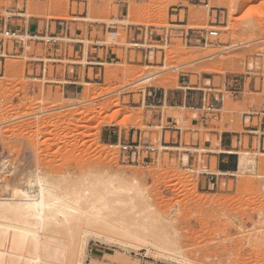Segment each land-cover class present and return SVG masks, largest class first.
Masks as SVG:
<instances>
[{
	"label": "rangeland",
	"instance_id": "rangeland-1",
	"mask_svg": "<svg viewBox=\"0 0 264 264\" xmlns=\"http://www.w3.org/2000/svg\"><path fill=\"white\" fill-rule=\"evenodd\" d=\"M84 2L0 0V18L19 9L24 16L13 19L26 17L29 23L44 19L59 25L78 20L74 17L85 11ZM209 2L206 7L199 0H128L129 21L157 28L154 33L159 40L168 35L167 44H156L163 50L158 53L159 65L126 61L108 65L101 83L86 84L85 92L75 99L65 98L59 86L29 78L27 54L18 56L13 52L14 41L9 42L10 52L0 75V199L20 198L16 190L29 189V182L41 176L55 180L60 193H68V202L80 208L70 214L68 223L42 230L52 237L41 249L48 264H264L263 151L243 148L239 169L219 173L214 189H200L199 173L205 169L191 172L181 163L182 157L187 163L185 147L191 143V135L183 137L181 148H164L155 109L143 102L154 86L181 96L182 83L220 87L234 76L240 78L241 86L246 81L257 92L264 89V0ZM86 17L87 21L95 18L92 14ZM212 26L219 35L209 37L207 43L181 37L182 31L206 37ZM123 35V31L108 34L107 42L126 43ZM53 71L51 67V75ZM226 89L229 92L215 112L183 105L167 109L165 117L171 115L187 128L191 121L185 123L186 118L204 114L212 124L243 132L241 114L249 116L251 106L264 104V93L247 89L241 102L231 85ZM200 99L196 108H203L202 92ZM218 114L223 116L221 121ZM246 124L250 125L249 117ZM104 128L119 135L121 141H104ZM134 131L160 149L148 166L128 162L120 149L119 143L130 142ZM252 135L259 142L264 129ZM248 141L246 138V146ZM170 145L180 147L179 143ZM202 149H206L204 145L199 152ZM107 185H112L109 189H129L108 196L109 209L106 199L100 201ZM75 196L85 200L77 201ZM114 196L115 202L111 201ZM104 202L106 208L101 205ZM22 223L21 215L0 208V252L5 251L0 253V264H23L24 256L31 255L33 242L23 230L33 227ZM13 234L16 238L11 243Z\"/></svg>",
	"mask_w": 264,
	"mask_h": 264
},
{
	"label": "crops",
	"instance_id": "crops-1",
	"mask_svg": "<svg viewBox=\"0 0 264 264\" xmlns=\"http://www.w3.org/2000/svg\"><path fill=\"white\" fill-rule=\"evenodd\" d=\"M84 4L86 5L85 11L83 13L78 11L77 16L75 15L74 17L78 20L66 21V24L59 22V25H54L44 19L32 20L29 23V19L26 17L13 19L14 16H24L25 13L19 11V9H16V13H9L11 18H0V28L8 25L20 28L22 31L31 29L61 38L59 44H47L29 39L14 42L13 52L19 53L18 56L20 57L24 54L28 56L26 74H29V77L31 74L38 75L40 73L41 63L39 59L57 57V59H60L59 63H48L50 83L54 84V87H61L65 98L75 99L85 92L86 84L96 85L101 83L100 80L105 76L108 65H115L125 61L134 62L138 65L148 63L147 66L154 67L159 65L158 53L163 52V50L148 49L144 46H155L160 41H163V37L160 40L156 37L157 35L155 34L157 33H154V31L158 30L157 28L138 25L128 20V0H85ZM89 14L94 15L95 18L87 21L86 15ZM42 22H44L43 26H41ZM61 24L63 25L60 26ZM120 31L124 32L123 39L126 43L107 42L108 34H119ZM181 37L195 43L202 42L205 38L203 35L193 34V31H182ZM136 44L143 49L136 47ZM7 51L10 52V50ZM149 51L152 52L151 56H147ZM152 59L154 60L153 64H151ZM2 63L4 69V62L2 61ZM59 66L63 67L60 71L58 70ZM51 67H54L52 75ZM182 84L184 85V83ZM182 84L180 88L184 92L181 96H176L175 92L162 91L161 88L154 86L143 96V102L147 103V107L155 109V121L159 123L163 130L160 141L164 147L181 148L183 146V137L186 134L191 135V143L186 144L185 147V153L188 156L187 163L182 157V166L183 168L186 166L195 167L196 169L204 168L205 170L199 173V188L214 189L219 180V173H233L239 169L241 162L240 152L243 148L253 153L257 150L264 153V137H261L259 142H257L256 137L252 135L264 129V104L249 106L252 109L249 111L252 113L249 116L241 114L245 123L243 132L223 129L220 125L212 124L213 120H210L204 114L191 119L190 117L186 118L185 123L190 120L191 124L187 128H182L173 116L168 115L165 117L166 110L169 108H181L183 105L189 109H202L195 106L197 101L201 100V91L195 88H202L206 83L200 86L190 85L189 83V88ZM254 88L253 85H247L245 81L242 86L240 85L241 90L238 92L236 99L242 102L246 97L247 89L253 94L263 95L264 89L257 92ZM216 90L220 95L222 93L223 97L229 92L224 83L220 87H216ZM248 117L250 118V125L246 124ZM217 118V120L221 121L223 118L222 114H218ZM164 121L167 124H164ZM168 133L170 134L169 140L167 139ZM137 135L139 137L141 133L134 131L130 135V141L136 140ZM206 136H209V138L205 139L204 144H202L203 138ZM101 137L107 142L118 143L121 141L119 135L107 128L102 130ZM214 138L217 140L216 144L213 142ZM246 138L249 140L247 146ZM177 143L180 144V147L178 145H170ZM202 145L206 149H202L199 152ZM204 154H206V158ZM211 169L215 170L212 171ZM10 252L14 253L13 250Z\"/></svg>",
	"mask_w": 264,
	"mask_h": 264
},
{
	"label": "bare ground",
	"instance_id": "bare-ground-1",
	"mask_svg": "<svg viewBox=\"0 0 264 264\" xmlns=\"http://www.w3.org/2000/svg\"><path fill=\"white\" fill-rule=\"evenodd\" d=\"M235 1V0H234ZM249 0H245V3H248ZM136 9V8H135ZM242 162V159H241ZM243 164V163H242ZM37 175V174H36ZM47 177V176H46ZM31 180V179H30ZM55 181V180H54ZM54 181H51L48 178H43L41 176H37V178L32 179L29 183V189H17L16 190V195H19L20 198H12V197H8V198H3L0 199V208L4 211H8L11 212L15 215H21V218L23 219V223L25 225H29L32 226L33 229L32 230H23L27 233H29L30 235V239L33 242V249H32V253L31 255L27 254L24 256L23 258V264H48V262L44 259L43 255H42V246L43 244L47 243L48 241L52 240L51 236L50 238L48 236H45L42 232V230L52 224H65L66 222L68 223L70 220L71 215L74 213L73 211H75V209H77L76 207L78 206L76 203V206H73L72 204H70L69 202V197H68V193L61 194L59 191V186L56 185L54 183ZM102 183V182H101ZM95 184V183H94ZM103 184V183H102ZM104 185V184H103ZM108 190L106 191V195L101 196L98 200L102 201L105 200L106 203H109L108 200V196L111 198L112 194H123L122 192L124 191H129V189H124L123 187L120 188H112L109 189V187L111 188V186L107 185ZM100 188V187H99ZM105 188V185L104 187ZM106 188V189H107ZM127 188V187H126ZM105 189V190H106ZM94 190V189H93ZM96 191V190H95ZM93 191V192H95ZM100 191V190H99ZM126 191V192H127ZM98 192V190H97ZM96 192V193H97ZM105 192V191H104ZM103 192V193H104ZM95 194V193H94ZM100 194V193H99ZM81 195V194H80ZM86 195V194H85ZM73 196V195H72ZM84 196V195H83ZM83 196H81V198H83ZM94 197V195H92ZM96 198L94 197V201L97 200L98 197V193L97 195L95 194ZM107 196V197H106ZM77 196H75L74 198H76ZM86 199L88 198L87 196H84ZM104 197V199H103ZM80 196L79 198L77 197V201H79V199H81ZM109 198V199H110ZM115 196L114 199H111V201L115 202ZM119 199V197H117ZM84 199V198H83ZM89 199V198H88ZM85 200V199H84ZM69 201V202H68ZM91 201V200H90ZM116 201H121V200H117ZM74 201H71V203H73ZM103 202V201H102ZM74 203V205H75ZM92 203V202H91ZM97 203V202H96ZM110 206V204H108ZM93 205V203H92ZM101 205L105 206V202L104 204L102 203ZM95 208L98 207L97 205L94 206ZM93 207V208H94ZM107 206H105L106 208ZM107 207V209L111 208ZM94 208V209H95ZM92 209V208H90ZM98 209H100V207H98ZM77 210H80V208L78 207ZM76 210V211H77ZM101 210V209H100ZM100 210L97 211V208L95 209V211L97 212H101ZM97 212H94V216H98V214H96ZM72 213V214H71ZM89 213V212H88ZM92 213V212H91ZM108 213V212H107ZM110 213V212H109ZM122 213V212H121ZM125 213V212H124ZM123 213V214H124ZM71 214V215H70ZM111 214V213H110ZM113 214V213H112ZM74 215V214H73ZM92 215V214H91ZM92 215V216H93ZM105 215V214H103ZM106 216V215H105ZM111 216V215H110ZM123 216V215H122ZM126 216V215H125ZM72 218V217H71ZM80 218V217H79ZM103 218V216H102ZM106 218H108L106 216ZM104 219V218H103ZM101 219V220H103ZM128 219V218H127ZM126 219V220H127ZM73 220V219H71ZM104 221V220H103ZM132 222V219L130 220ZM107 222V219H106ZM112 222V221H111ZM98 223V222H97ZM109 223V222H108ZM135 223V222H133ZM94 224V222H93ZM95 225V224H94ZM100 225V224H99ZM61 226V225H60ZM129 227V226H128ZM72 228V227H71ZM102 228V227H100ZM145 228V227H144ZM22 228L20 227V230ZM111 229V228H110ZM127 229V228H126ZM140 229V228H139ZM142 229V228H141ZM146 229V228H145ZM114 230V229H113ZM143 230V229H142ZM141 230V231H142ZM85 232V231H84ZM69 233V232H68ZM119 233V231H118ZM148 235V234H146ZM71 236V235H70ZM121 236V235H120ZM16 238L15 234H13L10 237V242L12 243L14 241V239ZM54 238V237H53ZM71 238V237H70ZM109 238V237H108ZM7 243V242H6ZM14 244V243H13ZM148 245V244H147ZM8 246V245H7ZM14 246V245H13ZM13 248V247H12ZM1 254L5 253V251L0 252ZM49 256V255H48Z\"/></svg>",
	"mask_w": 264,
	"mask_h": 264
},
{
	"label": "built area",
	"instance_id": "built-area-1",
	"mask_svg": "<svg viewBox=\"0 0 264 264\" xmlns=\"http://www.w3.org/2000/svg\"><path fill=\"white\" fill-rule=\"evenodd\" d=\"M202 2L206 7L210 6L209 0H199ZM7 18H11V14L7 16ZM3 23V21H2ZM213 29L209 30L207 32V37L204 38V41L207 43L209 41V37L216 38L219 35V30L215 28V26H212ZM21 36H26L27 39L31 41L36 42H44V43H51V44H59L61 41V38L56 35H47L35 30L29 29V31L25 30L22 31L20 28H15L12 26L5 25L4 27L0 28V64H1V70L0 75L3 73V63L5 56L8 54L7 47L9 46L10 41H19L23 40ZM163 44H167L169 39L168 35H165V37L162 39ZM136 47L140 48L138 44H136ZM148 49H162L158 45L155 46H148ZM152 52L149 51L147 53V56H151ZM60 59H57V57H50L46 59H39V62L41 63L40 67V73L38 75L31 74L29 78L35 80V81H41L45 80L46 83H50L51 79L48 77V63H59ZM186 76V75H183ZM225 86L231 85L232 91L234 94H237L240 90V78L238 76H234L229 81H225ZM187 88H189L188 85H186ZM191 89V88H190ZM193 89V88H192ZM199 89L202 92V102H203V108L205 111L211 113L218 110V107L223 100V96L217 92L216 87L212 86V84H206L202 88H195ZM222 96V97H221ZM177 124V122H175ZM120 149L125 153L124 158L128 162H131L133 164H138L141 166H148L150 162L154 160L156 156L159 155L160 149L157 145L149 142L146 139L142 140V137L139 135V137L130 142H123L119 143ZM164 147V146H163ZM168 148V147H164ZM187 170L191 172H196L195 167L186 166Z\"/></svg>",
	"mask_w": 264,
	"mask_h": 264
}]
</instances>
